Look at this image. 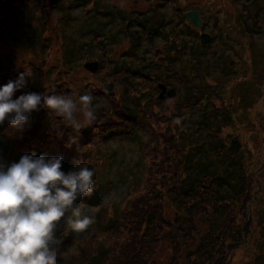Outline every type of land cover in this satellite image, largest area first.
I'll list each match as a JSON object with an SVG mask.
<instances>
[{
    "label": "rangeland",
    "instance_id": "374dc122",
    "mask_svg": "<svg viewBox=\"0 0 264 264\" xmlns=\"http://www.w3.org/2000/svg\"><path fill=\"white\" fill-rule=\"evenodd\" d=\"M25 2L32 13L27 25L20 3L0 0V173L1 152L8 146L21 157L30 142L39 153L30 154L24 163L28 167L20 168L18 179L1 190L0 257L6 255L3 238L9 222L15 221L17 196L36 200L42 193L26 223L21 220V227L15 226L10 264H87L97 254L90 264H230L234 259L233 264H264V0H222L216 28L210 23L191 29L215 35L195 52L200 58L211 52L216 57L207 65L189 63L182 68L184 61L193 62V53L185 57L176 48L178 58H172L170 66L176 73L168 83L177 95L166 105L154 103V111L150 97L157 93L156 80H146L148 68L135 73L137 78L114 82L106 63L109 55L102 51L97 59L96 48L83 49L91 40L84 32L85 21H76L82 13L65 9L68 0L52 11L48 0ZM116 39L109 43L113 42L110 49L117 59L122 51L135 57L125 52L132 45L140 46L137 51L144 58L152 52L153 45L143 36ZM89 60L99 63L95 71L82 66ZM105 85H110L109 91ZM134 93L146 95L138 99L137 110L142 107L151 118L142 121L135 113L125 117L124 112L135 110L128 107ZM186 97L190 102H184ZM202 107L206 113L223 107L221 119H208L215 130L199 127L175 145V131L181 132L175 123L182 117H173L196 115ZM47 120L55 126L69 124V131L61 135L65 139L80 135L83 144L78 151L85 152L78 153L75 144L73 149L57 146L54 158L52 143L43 134L32 141ZM106 129L118 130L111 136L100 134ZM193 139L199 144L196 149L188 144ZM232 139L239 142L236 153L228 150ZM67 141L63 143H71ZM227 156L233 157L229 164ZM207 162L218 175H229L232 198L225 197L226 187L213 182L211 172L192 185L195 193L184 198L190 181L200 174L196 165ZM223 189L220 200L218 192ZM221 206L226 207L219 222L223 234L209 249L210 256L199 254L205 247L201 242L207 239L208 219L214 209L220 215ZM146 211L154 220L145 230L141 219ZM226 231L231 238H226Z\"/></svg>",
    "mask_w": 264,
    "mask_h": 264
},
{
    "label": "flooded vegetation",
    "instance_id": "af4514ba",
    "mask_svg": "<svg viewBox=\"0 0 264 264\" xmlns=\"http://www.w3.org/2000/svg\"><path fill=\"white\" fill-rule=\"evenodd\" d=\"M16 1L21 4L24 12L25 9L23 6L25 5L29 14L31 13L30 7L25 0H22V2L19 0ZM44 1L46 2L47 0ZM64 1L66 0L55 3V0H48L49 10H57V8L64 4ZM221 3L222 0H68V3L64 5H68L65 6V9L69 8L82 13V16L80 15L81 17H78L76 21L80 22L81 18V21H85L84 32L87 39L91 40L88 41V46L84 45L85 47L83 49L86 50V47H91V49L96 48L98 54L99 48L102 47L105 55H109L106 58L108 61L107 66L112 70L114 69L109 59L113 62L116 60H119V62L126 60L131 62L129 64L132 67L127 64L129 67H121L119 69L121 71L130 69L135 71L136 74H139L141 70L148 68L150 75L156 76L150 77V80L151 82L156 80L157 99L166 105L171 100L170 97H167L169 91L173 90L174 95H177V90L174 87H170L168 83L170 82V75L176 73L174 72L175 68L172 67V69L170 67L173 66L172 58L176 60L178 58L176 48L180 49V53L185 57L193 53V62L184 61L180 66L182 68H185L184 65L189 63L190 65L210 64L211 57L215 55H212L211 52L207 56L200 58V52H195L196 50L202 51L203 46L210 42L215 35H210L205 31L197 34L196 31L193 32L191 29H195V27L198 29L204 28L205 25H210V23H212V27L214 26L216 28L219 22L217 10L220 11ZM190 13H197L199 21L197 26H193L192 22L186 18V15ZM24 21L25 23L27 22L26 12ZM31 21L32 14H30V19L27 23L29 24ZM87 23L89 26L86 27ZM156 28L158 29L156 30ZM139 36H143L146 42L149 41L150 46L153 45V53L149 52V58H144L145 56L140 54L141 51H137L140 48L138 45H132L135 47L134 52L130 50L132 46H129L127 51H125L127 55L135 57H128L123 51L118 56V59L113 56L111 52L114 51L110 49L113 42L110 44V40L122 38L128 41L133 37ZM204 36H206L205 39ZM160 44H163V48H160ZM174 44L179 45L176 47L173 46ZM110 54L113 56L112 59L110 58ZM152 54L153 57L151 58ZM88 62L95 64L92 65V68L95 67L97 69L99 67V63L96 60H89ZM84 64L82 65L83 67ZM182 73L185 72L182 71ZM161 91H163L162 94ZM153 101L151 102V107L155 105ZM158 104L160 105L161 103L159 102ZM151 111H154V108ZM138 116L143 121L142 107L139 109ZM151 117L150 115L149 118ZM232 141L236 140L232 139ZM232 141H230V145ZM221 148L220 145L219 149Z\"/></svg>",
    "mask_w": 264,
    "mask_h": 264
},
{
    "label": "trees",
    "instance_id": "16d2710c",
    "mask_svg": "<svg viewBox=\"0 0 264 264\" xmlns=\"http://www.w3.org/2000/svg\"><path fill=\"white\" fill-rule=\"evenodd\" d=\"M24 23H25V21H24ZM25 33H26L25 36H27L28 32H26V30H25ZM102 51H103V49H102V47H100L99 50H98L97 59H101L102 58ZM76 58H78V56H76ZM107 62L108 61L106 59V63ZM109 62H110L111 66L114 69L112 71V73L110 74L111 76L114 77V80H113L114 82L120 83V81L122 80V78L123 77H127V76H130L133 79L135 77L137 78V75H135V71L130 70L129 68H127V69H129L130 71L129 70H125V71L119 70L121 67H129L125 62H119V60H116V61L113 62L110 59H109ZM144 76L146 77V80L147 81H150V77H153V76H150V75L149 76L148 75H144ZM162 77L163 76H161V78ZM128 83H130V81H128V80H127V82L124 83L125 88L126 87H129V86H126V85H128ZM126 90L129 93V90L128 89H126ZM153 94H154L155 97L154 96H151L150 97V101L154 100L153 101L154 103H157L158 104L160 102L161 103L160 105H163L162 102L157 99V96H156L157 93L156 94L153 93ZM136 95H137L136 93L133 94V96H132V98H133V100H132L133 104L131 105L129 103L130 106H128V107H134L135 110L131 109V110L127 111V112H124L123 114L125 115L126 118H128V115L129 114H134V113H135V117H139L138 116L139 110H137V107H139V105H138L139 104V100L138 99H140V100L143 99L145 94L144 93H142V95L139 94V96H137V97H136ZM98 99L99 100H102L101 98H98V97H96L95 100H98ZM155 100H156V102H155ZM186 101L190 102V98L186 97V99H185L184 102H186ZM90 102H92V101H90ZM55 104H56V106H54V110L56 112L57 111V108L59 106L58 105L59 104L58 100H56V103ZM178 104H180V103H178ZM96 109H97V106L96 107H93L92 108L93 112H95ZM147 110H149V108ZM162 112L163 111L160 110V114H162ZM223 112H224L223 107H219V108L215 109V111L213 110V111H211L209 113H206L205 112V107L204 108L202 107L200 110L197 111L198 114L196 113V115H194L193 113H191L190 115H183V114L180 115V116L178 115L179 117L178 116H174L173 117L174 119L175 118H180V117H182V119L180 121H177L175 123L176 128L180 129L181 132L175 131L176 134L178 133V137L176 136L175 141L173 143L175 145L176 144L177 145L178 144H182L183 143L182 142L183 140H188L189 139L188 137H191V133L198 132L199 130L197 131L196 129H198L199 127H203L204 126V128L206 130H208L211 127V130L213 132L215 130V128L212 129V126L209 125L208 122L211 121L213 117H218V118L221 119ZM143 116H144L143 121H145V119H148L149 118L148 112H144V110H143ZM163 116H164V118L168 119L167 118V114H164ZM185 117L187 118V120H185ZM37 118H39V117H37ZM228 118H229V116H228ZM208 119H209V121H208ZM205 121H206V123H205ZM183 122H184V125L183 124L181 125L180 123H183ZM202 122H203V125H202ZM42 125L43 126L41 128H37L35 130V132L37 134L35 136H32L33 138L31 137V139H32V141H34L33 139H36V138L42 136V134H43L44 135L43 136L44 140H47V142L52 143V150H51V153H50L52 157H54V158L56 157V155H54L53 150H55V147L57 148V146L60 147V148H66L69 145L71 147V149H73L75 147L73 144H75V145H77L76 146V149H77V152L78 153L85 152V149H83L82 151H78L79 145H82L83 144V141H81V139H80V135L79 136H76V137H73L72 139H65L62 136L63 135L62 134L63 131H69V128L71 127L69 124L62 122V123H58L57 126H55V123L51 122L50 120H47V121L43 122ZM56 127H57V130H55ZM91 127H92V125H90L88 127V130ZM88 130L85 131V132H88ZM117 130L118 129H112V130H110V129L107 130L106 129V130H104V132H100V134H103L104 136H111L113 133L116 134V131ZM56 134H59V135L62 134L61 135V139L63 141H67V140L68 141H71V143L70 144L63 143V141H61L59 139V136H57ZM168 135H169V138H172L175 134H173L172 131H171V133H169ZM129 136H133V133L130 132L129 133ZM193 140L194 141L188 142V144L190 145V147H192V145L194 146L197 143V142H195L196 139H193ZM61 142L63 144H61ZM196 145H199V144H196ZM30 146H31L30 142H26V146H25V149H24V153H23V156H21V157H19L20 154H18V153L16 155H14L12 153L13 149H12L11 146H8V148H5V149L2 150V152H1V154H2L1 155V158H2V171L0 173L1 174V178H0V180H1L0 181V192H2L1 190H2L3 187L8 188L7 187V184H9V183H6L5 180H8V179H12L13 180V179H15L16 176H17V174L19 173L20 168H23L25 166L24 163L28 159V157H30L31 155L35 156L36 154L39 153V151H37L34 148H30ZM195 147L196 146H194V148ZM57 151H59V153H60V150L59 149ZM77 152H75V153H77ZM225 154L228 155L227 153H225ZM35 157H37V156H35ZM50 158L51 157H47L46 159H50ZM69 158L71 160H74L73 159L74 158V154L70 153ZM232 158H233L232 156H227V159H228L227 164H229L231 162ZM217 162H218V159H217ZM188 164H190V163H188ZM83 168H87L86 165ZM236 168H241V167L240 166H237ZM225 171H227V169H225ZM145 172L147 174H150L149 171L148 172L145 171ZM195 172L196 173H200V174H199L198 177H197V175H194V178L190 181V185H189L190 187L187 188L188 190H187V193L184 195V198H185L186 195L189 196L191 194V193L189 194L190 191H192V193H195V192H193L192 185H194V187H195V183L198 182V180H200L202 176H205L207 174V172H211L213 182H215L217 185H219V187H221V188L226 187L227 193H226L225 197H227V199L231 197V194H230L231 189H228V186L230 184V179L228 177L229 175L227 176L225 173L218 175L216 173L217 170H214L213 163H211V162H207L206 164H202L201 163L200 166H199V168H198V164H197L196 165ZM183 191H186V189H183ZM218 194H219V199L221 200L223 198L224 194H225L224 189L222 191L218 192ZM222 194H223V196H222ZM17 197H18V200H17V203L14 205V208L16 209V211L19 210V209H21L24 212H27V210L29 209V201H28L29 199H28V197H26L24 195L23 196H17ZM179 199H177L178 202H180ZM225 208H226L225 206H221L220 207V210H219L220 211V215H218V210L217 209H214L213 210L212 219H208L209 227H207V230L204 233V234H208L207 235V239L204 242L203 241L201 242V243H203V246H205V247L202 249V251L199 252V254L204 253V254H206L205 256H210L209 255V249H211L213 247V245L217 242L219 236L221 234H223V231L219 227V222L221 221L220 219H221V217L223 215V212L222 211H224ZM23 217H25V215H23ZM185 219H187V218H184V220ZM153 220H154V216L152 214H150L149 212L147 213V211L144 212L143 215H142V219H141V224L143 225V228L146 230L147 228L151 227L152 224H153ZM10 230L14 231V228L9 225L6 233H8L11 236ZM238 233H239V228L237 230V236H238ZM183 234H184V232H183ZM225 234H226V236H228V237L225 236L226 238H231V235H232L231 232L226 231ZM206 242L209 243V245H206ZM237 246H239V243H237ZM96 252H97V250H96ZM105 256H106V254L102 256L101 260H103L105 258ZM234 256L235 255H233V256L230 255V257H232V258ZM98 257H99V255L97 254L87 264H90L92 261L97 260ZM197 258H200V256L197 257ZM235 261H236L235 259L232 260V261H230V264H233ZM199 262L200 261L196 262V264H200ZM132 264H134V263H132ZM191 264H195L194 261L191 262ZM202 264H204V263H202Z\"/></svg>",
    "mask_w": 264,
    "mask_h": 264
},
{
    "label": "water",
    "instance_id": "95a60500",
    "mask_svg": "<svg viewBox=\"0 0 264 264\" xmlns=\"http://www.w3.org/2000/svg\"><path fill=\"white\" fill-rule=\"evenodd\" d=\"M19 1L22 2V0H19ZM23 7L25 9L26 19H27V22H28V20L30 19V14H29V11H28L27 7L25 5ZM186 18L192 22L193 26H197L198 23H199L198 18H197V13L187 14ZM205 38H206V36H204V39ZM92 65H95V64L94 63H86L84 65V67L88 68L90 71H95L96 69H95V67L92 68ZM104 88L109 91L110 90V85H105ZM162 92L163 91H161V94H162ZM173 94H174V91L171 90V91H169L167 93V97H172ZM230 146L231 147L228 150L231 151V152L236 153L237 152V148L239 147V144L236 141H232Z\"/></svg>",
    "mask_w": 264,
    "mask_h": 264
},
{
    "label": "bare ground",
    "instance_id": "6f19581e",
    "mask_svg": "<svg viewBox=\"0 0 264 264\" xmlns=\"http://www.w3.org/2000/svg\"><path fill=\"white\" fill-rule=\"evenodd\" d=\"M61 0H55V3L56 2H60ZM30 14H32V13H30ZM24 15H25V12H24ZM150 130V132L152 131L151 129H149ZM166 157V156H165ZM146 161V160H145ZM142 164H143V161H142ZM195 196V195H194ZM237 257V256H236Z\"/></svg>",
    "mask_w": 264,
    "mask_h": 264
}]
</instances>
